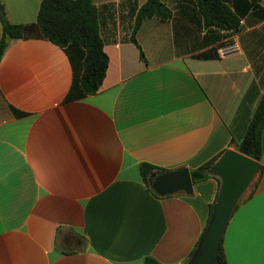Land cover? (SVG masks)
I'll return each instance as SVG.
<instances>
[{"label":"crops","instance_id":"0c3cea01","mask_svg":"<svg viewBox=\"0 0 264 264\" xmlns=\"http://www.w3.org/2000/svg\"><path fill=\"white\" fill-rule=\"evenodd\" d=\"M41 1L0 0L29 27L0 60V264H187L220 180L164 196L152 183L236 151L264 95V0H221L233 30L206 26L197 0H161L171 18L143 20L136 45L147 0H92L107 69L91 96L83 49L40 37ZM261 148L222 236L227 264H264V127ZM141 164L156 169L146 183Z\"/></svg>","mask_w":264,"mask_h":264},{"label":"trees","instance_id":"16d2710c","mask_svg":"<svg viewBox=\"0 0 264 264\" xmlns=\"http://www.w3.org/2000/svg\"><path fill=\"white\" fill-rule=\"evenodd\" d=\"M200 13L206 26H213L223 30H233L238 26V20L222 4L221 0H197ZM156 18L167 21L171 13L161 0H147L136 12L134 27L131 34V42L136 45L134 34L141 22L145 19ZM0 23L2 36L0 39V60L12 40L23 38L28 26L11 25L0 5ZM36 27L40 37L60 48L75 44L83 49L84 58L82 73L79 79V89L82 96L95 95L103 82L107 69V57L103 52V43L99 36L97 12L92 0H42L37 13ZM142 59V53L140 52ZM264 127V95L259 99L255 110L246 126L241 139L232 144L237 153L253 160L261 162L262 148L261 137ZM216 158L205 163L201 167L190 171L192 183L201 182L209 177L208 171ZM156 169L147 164L139 166V173L146 183L150 175ZM213 211V205L209 206L207 225ZM198 246V244H197ZM196 248V247H195ZM191 253L189 259L192 257ZM218 264H227L220 244L217 254ZM143 264H159L154 259L147 257Z\"/></svg>","mask_w":264,"mask_h":264},{"label":"water","instance_id":"95a60500","mask_svg":"<svg viewBox=\"0 0 264 264\" xmlns=\"http://www.w3.org/2000/svg\"><path fill=\"white\" fill-rule=\"evenodd\" d=\"M259 171L257 162L236 151H226L211 166L209 173L220 180L219 191L206 231L187 264H218V250L231 214ZM191 187V177L186 169L163 173L155 177L152 184L153 190L161 196L177 192L188 194Z\"/></svg>","mask_w":264,"mask_h":264},{"label":"rangeland","instance_id":"374dc122","mask_svg":"<svg viewBox=\"0 0 264 264\" xmlns=\"http://www.w3.org/2000/svg\"><path fill=\"white\" fill-rule=\"evenodd\" d=\"M153 184V183H152Z\"/></svg>","mask_w":264,"mask_h":264}]
</instances>
